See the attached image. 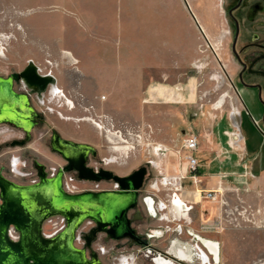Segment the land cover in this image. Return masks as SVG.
<instances>
[{
  "label": "rangeland",
  "instance_id": "1",
  "mask_svg": "<svg viewBox=\"0 0 264 264\" xmlns=\"http://www.w3.org/2000/svg\"><path fill=\"white\" fill-rule=\"evenodd\" d=\"M234 1L96 0L98 28L89 31V36L99 40L115 36L116 49L126 43L133 54L155 61L141 73L151 77L122 80L117 94H109L107 88L84 77L85 63L81 59L77 64L75 59L88 17L82 15L81 3L86 1L0 0V75L19 72L32 63L39 74L52 76L58 88L55 92L49 85L38 98L31 95V105L43 122L31 129V140L24 147L9 146L22 133L0 124V172L13 182L25 184L36 180L34 161L47 169L62 165L49 148L52 130L66 140L93 147L97 152L94 163L117 174L145 167L149 173L144 181L146 190L149 184L184 168L182 144L187 134L204 136L211 123L230 119L239 107L232 83L237 65L230 53L226 16V7ZM89 3L88 9L95 1ZM251 8L250 18L257 14L255 6ZM186 11L193 15L195 26L186 22ZM178 43L190 45L184 58L176 54L174 46ZM238 93L243 105L251 109L244 103V95ZM89 163L93 164L92 159ZM28 173L31 176L25 177ZM231 193L229 207L246 204L251 212L239 223L232 220L220 224L218 217L215 219L212 237L218 240L226 227L229 236L215 264H264V201L240 203L235 192ZM221 196L225 197L223 191ZM215 209L214 217L218 204ZM171 215L174 220L189 222V214L182 219ZM43 229H47V222ZM99 239L92 248L102 264H121L124 261L119 260L131 256V251L134 264H147L137 256L136 248H113V242ZM74 245L79 247L82 242L75 241ZM125 261L132 264L129 259Z\"/></svg>",
  "mask_w": 264,
  "mask_h": 264
},
{
  "label": "water",
  "instance_id": "2",
  "mask_svg": "<svg viewBox=\"0 0 264 264\" xmlns=\"http://www.w3.org/2000/svg\"><path fill=\"white\" fill-rule=\"evenodd\" d=\"M197 27L200 29L199 25ZM37 71L30 63L21 76L31 85L54 84L52 76H41ZM36 117L27 97L13 91L9 78L0 77V124L23 131L25 138L18 145L29 140ZM50 149L68 163V167L59 170L54 177H47L39 166L37 182L19 184L0 172V264H102L94 251L88 258L83 249L74 245L75 232L89 219L97 226L92 234L101 231L111 239L132 237L135 231L130 227L127 212L135 207L144 169L126 177L102 170L95 174L84 166L86 155L94 156L95 150L61 139L55 131L51 134ZM70 169H75L83 180L111 179L119 190L68 193L62 188L61 180L63 172ZM55 216L65 219L64 229L51 238L44 237L43 224ZM9 227L18 234L15 241L7 235ZM158 259L169 260L156 257L153 264H157Z\"/></svg>",
  "mask_w": 264,
  "mask_h": 264
},
{
  "label": "crops",
  "instance_id": "3",
  "mask_svg": "<svg viewBox=\"0 0 264 264\" xmlns=\"http://www.w3.org/2000/svg\"><path fill=\"white\" fill-rule=\"evenodd\" d=\"M81 1H86V3H81L82 15L88 17L85 21L86 27L83 25L81 30L83 31L82 42H77V56H75V59L77 64H80L81 59L84 61L85 72L82 71L84 77L95 81L98 86L107 88L109 94H117L119 82L122 80L132 81L151 77L141 75V73L147 69L150 63L152 65L155 62L154 60L152 61L144 55H141L143 57H138L137 54H133L131 46L126 45V43L122 46L119 45L120 48L116 49L115 36H109L106 40H99L89 36V31L92 30L94 32L97 26L94 15L98 3L96 4V0H93L95 3H92V8L88 9L90 0ZM186 12V22L195 26L190 11L189 16L188 11ZM89 15L92 18H89ZM174 47L177 49L176 54H179V56L182 54L183 58L186 53L189 54V43L187 46H182L178 43ZM145 54L147 55L146 52ZM177 64L175 68L178 70L180 68L179 62ZM135 66L136 68L134 69ZM161 75L163 77V72ZM152 77L154 78V76ZM239 96L237 91L239 107L236 109L235 116L232 115L230 119L220 118L211 123L207 134L204 136L203 134L197 135L198 149L193 155L198 163L194 172L198 182L196 184L192 183L189 177L191 174L186 173L185 167L174 174H181L180 184L183 189L187 190L181 196L183 199H188L195 203L192 210L189 213H185L182 208L176 211L172 209L174 204L169 206L166 202L163 192L157 193V199L154 205H150L149 210L151 213L156 210L157 213H160V217L159 219H151L143 224L144 228L155 229L160 231V233L163 231L165 232V238L163 239H166L167 234L177 231L178 226L182 230L197 234L203 239L216 241L219 244L221 255L224 246L228 245L229 236L226 227V233H222L218 240L212 237V233L215 232L212 224L219 215V207L218 213L214 217L212 214L217 203L208 200L195 201L192 198V191L203 192L220 187L225 193L224 198L228 203L231 201L228 196L231 192H235L236 196L245 202L258 204V202L264 201V126L260 122L256 108L252 106L251 109H247L240 101ZM150 187L151 184L148 185L147 190L151 194ZM150 194L146 195L150 196ZM138 201L143 213V206L148 209L146 207L148 204L146 205L141 198ZM141 202L143 203L142 205ZM169 209L174 215H179L178 218L180 219L185 218L189 214V222L174 220ZM215 210L217 211V208ZM174 221L175 223L173 224ZM157 222L159 223L157 224ZM163 239L153 238L151 243H158L162 246ZM184 246L186 247V244ZM126 259L132 260V264H134L136 260L135 254L131 251V256Z\"/></svg>",
  "mask_w": 264,
  "mask_h": 264
},
{
  "label": "flooded vegetation",
  "instance_id": "4",
  "mask_svg": "<svg viewBox=\"0 0 264 264\" xmlns=\"http://www.w3.org/2000/svg\"><path fill=\"white\" fill-rule=\"evenodd\" d=\"M250 6V7H249ZM252 6H255L257 9V14L255 17L250 18L249 13L252 11ZM226 16L229 22V35H230V53L232 58L234 59L237 69L233 74L232 83L235 87L236 91H240L241 94L244 95V103H248L251 106H254L258 111V115L260 117V122L264 124V0H235L231 4L226 7ZM261 18L257 19V17ZM195 25L196 21L194 20ZM198 25V24H197ZM29 64L26 65L21 71L19 72H11L10 74L3 76L0 75L1 78L10 79L12 84V89L18 94L25 95L29 101V105H31L30 97L34 95L38 98L41 93L46 91L50 84H42L39 83L37 85H31L27 83L26 77H22L21 74L28 68ZM38 72V71H37ZM39 74V72H38ZM41 75V74H39ZM44 76V75H41ZM247 105V104H246ZM33 111L37 113L36 121L34 122V126L41 124L43 119L41 115L36 112L33 108ZM9 126V125H7ZM14 128L12 126H9ZM16 129V128H14ZM18 130V129H16ZM22 133V136L18 137L17 139H13L8 143L9 146H19L24 147L30 140L25 142L24 145H18V142H21L25 138V134L23 131L18 130ZM53 130L50 132L49 136V148H50V138ZM59 135V134H58ZM61 139V136H59ZM66 140V139H65ZM71 141V140H69ZM74 143L82 144L79 142L72 141ZM86 145V144H85ZM90 146V145H88ZM93 148V147H92ZM94 149V148H93ZM95 150V149H94ZM51 151V149H50ZM52 152V151H51ZM54 153V152H52ZM56 154V153H55ZM62 161V165L56 164L54 167H49L41 163L33 162V172L36 176V180L33 179L25 184H32L38 181L37 178V167L42 166L47 177H54L57 172L65 167H68V163L58 154H56ZM96 155L97 152L95 150V155H91L88 153L84 160V166L87 169L93 171V173L97 174L99 171H107L110 172L112 175H116L118 177H126L132 174L135 171L140 169H144L143 178L141 182V187L137 192V199L136 204L133 209H130L127 212V219L129 220L130 227L135 231L132 237L128 238H120V239H111L108 238L107 234L104 232H96L92 234L91 232L97 228L94 221L86 219L84 220L80 226L77 228L75 232L74 242L81 241L82 245L77 247L83 249L85 255L90 258L91 252L94 251L92 248V244L99 239L102 243L113 242L114 247L117 248H125L131 249L136 248L137 256L140 257V260L144 263L153 264V259L156 257H163L170 262V264H215V257L208 251L205 247L204 240L197 234H193L192 232H187L182 230L178 227V231H172L171 233L167 234V238H165L164 233L160 231H156L155 229H148L144 228L142 225L150 221L151 219H159L160 213L154 212L151 213L149 210L150 205L153 204L157 199V193L160 191L155 192L151 187V191L155 192V194L146 191L144 188V181L146 176H148V170L145 167H138L127 174H117L110 169L103 168L102 166L96 165ZM92 159L93 164L89 163V160ZM111 162V161H108ZM115 162V160L113 161ZM2 173V172H1ZM25 177L31 176V173L25 174ZM67 179L70 181L71 185L74 188V184L77 183L78 186L74 188L73 191H67L64 187V181ZM34 181V182H32ZM74 183V184H73ZM79 183L89 184L92 187H85L81 186ZM110 184L108 187H101L100 184ZM24 184V183H21ZM62 188L67 191L68 193H81L85 191L97 192V191H116L119 190L117 184H115L111 179H99L98 181H88L83 180L78 177V172L75 169H70L66 172H63L62 180H61ZM146 194H150L147 196ZM143 199L144 203L148 206V209L143 206V213L140 208L139 199ZM143 203L141 202V205ZM152 214V215H151ZM154 214V215H153ZM83 227V228H82ZM182 230V231H181ZM159 238L163 239V244L151 243V239ZM87 241H89V247L87 246ZM213 241V240H211ZM216 242V241H214ZM186 244V247L183 245ZM178 246V247H177ZM181 246V247H180ZM95 252V251H94ZM111 252L114 253V249H111ZM98 256L97 252H95ZM100 260V259H99ZM120 260L124 261L121 264H128L126 262V258L122 257ZM119 260V261H120ZM128 260V259H127ZM130 260V259H129ZM132 262V260H131Z\"/></svg>",
  "mask_w": 264,
  "mask_h": 264
},
{
  "label": "built area",
  "instance_id": "5",
  "mask_svg": "<svg viewBox=\"0 0 264 264\" xmlns=\"http://www.w3.org/2000/svg\"><path fill=\"white\" fill-rule=\"evenodd\" d=\"M183 151L185 152L183 155V160L185 163L186 173L191 174L190 179L193 184H196L198 182L197 177L194 175V172L197 168V159L193 155L195 151L198 149V137L194 133H189L185 137L183 144H182ZM179 154V153H178ZM182 176L181 174L173 175V176H164L162 180L158 183H152L151 188L155 191H163L165 195V200L168 204L173 202V200L177 199L179 200L182 198V193H184L185 189L180 184ZM34 182V181H32ZM64 187L67 191H73L74 188L70 184L69 180L64 181ZM222 190L220 187H217L214 190L210 191H203L199 192L200 200H208L212 201L218 204L219 207V223L222 222L225 224H229L232 220L237 221H243L248 215H250L251 210H249L250 205H240L235 207H229V203L226 201L224 197L221 196ZM238 201L240 203H243L242 199L237 197ZM194 202L190 201L188 199L183 200L181 203L179 202L178 207L181 209H184L186 212H189L192 210L194 206ZM258 210H256V213ZM233 216V217H232ZM47 222V229L42 228V234L44 237L51 238L61 232L65 227V219L61 216H55L47 219L45 223ZM44 223V224H45ZM177 231H179L177 226ZM7 235L9 239L15 241L18 238L17 232L14 230L13 227H9L7 231Z\"/></svg>",
  "mask_w": 264,
  "mask_h": 264
},
{
  "label": "bare ground",
  "instance_id": "6",
  "mask_svg": "<svg viewBox=\"0 0 264 264\" xmlns=\"http://www.w3.org/2000/svg\"><path fill=\"white\" fill-rule=\"evenodd\" d=\"M53 87V90L55 92H58V88L55 87L54 85L52 86ZM156 150H158L156 148ZM192 198L195 200V201H200V196H199V191H192ZM185 199L183 198H180L179 200H173V202H171L170 204H174V206L172 207V209H175L176 211L179 210V202L181 203V201H183ZM169 204V206H170ZM185 213H188L184 210ZM183 212V214H184ZM181 214V213H180ZM182 215V214H181ZM179 217V215H178ZM204 243H205V247L208 249V251L213 255V256H217L220 252V249H219V244L217 242H214V241H211V240H204ZM218 259V258H217ZM122 260H120V263H121ZM157 264H170V262H162L161 259H158L157 261Z\"/></svg>",
  "mask_w": 264,
  "mask_h": 264
}]
</instances>
